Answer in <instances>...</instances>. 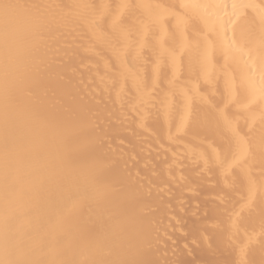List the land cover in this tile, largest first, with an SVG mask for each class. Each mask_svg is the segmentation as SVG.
<instances>
[{
	"label": "bare ground",
	"instance_id": "bare-ground-1",
	"mask_svg": "<svg viewBox=\"0 0 264 264\" xmlns=\"http://www.w3.org/2000/svg\"><path fill=\"white\" fill-rule=\"evenodd\" d=\"M10 2L40 5L49 21L43 43L33 47L22 14L20 43L31 51L21 54L12 73L23 77L31 92L13 85L5 101L0 53V221L10 218L16 257L33 264L133 258L153 264H264V99L258 58L254 62L245 49L227 65L219 54L205 62L203 33L217 46L225 33L219 22L214 32L205 27L203 8H189L181 30L165 16L145 31L141 22L148 20L147 8L129 9L119 27H112L120 4L164 10L182 2L227 3L230 13L232 0ZM242 2L256 5L245 10V19L258 41L264 0ZM101 5L110 7L97 33L91 25L95 9L86 6ZM219 15L227 22L223 8ZM127 30L133 33L131 49L140 48L141 55L114 52L121 46L120 32ZM172 50L176 72L170 90ZM126 68L151 91L146 104H138L137 83L122 78ZM231 80L241 99L254 97L248 110L229 103ZM187 95L194 98L191 105ZM220 109L238 136L225 127ZM182 122L185 131L169 140V131L176 133ZM239 147L247 148L242 167L226 170L217 162V156L225 165L231 162ZM249 178L256 183L254 195ZM94 188L107 189L102 200L89 195L77 210L68 207L69 190L91 193ZM145 245L150 248L141 255Z\"/></svg>",
	"mask_w": 264,
	"mask_h": 264
},
{
	"label": "snow or ice",
	"instance_id": "snow-or-ice-1",
	"mask_svg": "<svg viewBox=\"0 0 264 264\" xmlns=\"http://www.w3.org/2000/svg\"><path fill=\"white\" fill-rule=\"evenodd\" d=\"M40 5H25L22 3H12L10 0H0V53H2V67H3V90L5 101L8 99V92L11 86H16L22 91L31 92V87L29 83L20 76H14L12 73L13 65L17 62L22 53H28L31 49H22L21 47V30L20 23L23 14V19L26 20L28 25V33L31 38V44L33 47H39L43 43V38L45 35V29L48 26V19L43 12H41ZM93 7L95 11L93 12V18L91 20V25L97 33H101L103 29V24L107 17L105 11L106 8L110 6H86ZM197 7L203 8L205 10V17H202L206 28H210L211 31H215V24L219 22L224 26V39L221 41L220 45L217 46L215 41L209 39L208 32L203 33V38L207 42V48L202 53V59L206 62L210 56H215L217 54L222 55L225 59V64L229 59L232 58L235 52H244L247 50V55L254 62L258 58L259 66L261 70V98L264 99V5L260 7L259 15V40L254 39L252 30L246 24V9L255 8L256 5L252 3H244L242 0H232L231 12H228L229 5L227 3L221 4H203V5H192L188 2H182L178 5L167 6L164 10H161L160 5H130V4H120L117 6L118 11L112 13V27L117 29L122 23L123 15L129 9L132 8H147L150 10L149 17L147 21L141 22V27L146 31L151 25L160 24L165 16L172 17L177 22V29H185L188 23L186 12L189 8ZM223 8L224 15L228 17L227 22L224 21L223 17L219 15V10ZM212 9L213 12L209 13L208 10ZM215 15V21L209 24L210 18ZM231 31L232 39L229 41L227 39V33ZM139 34V30H137ZM133 33L131 30L120 32V42L121 46L114 48V52L119 56L122 53L126 54L129 50L135 51L136 55H141V49L135 48L131 49L130 42L132 41ZM169 59L173 65V77L169 81L170 90L175 88V72H176V53L174 50L168 52ZM153 74L158 79L161 74L160 63L157 62L153 68ZM122 78L126 81L132 80L137 83V88L140 91V96L138 98V104H146L148 98L151 96V91L146 87L143 82L140 81V77L137 73L131 71L130 69H125L121 73ZM229 103L237 104L242 110H248L249 106L254 102V97H248L243 100L238 95V90L234 80L229 81ZM251 86V84H250ZM120 91H117V95H120ZM174 94V93H173ZM193 97L190 95L186 96V102L191 105L193 102ZM165 106L168 105V97H165L163 102ZM139 111V109H138ZM7 116V113H5ZM219 117L223 120L225 127L229 128L234 136H238V129L233 126L232 121L229 120L223 109L219 110ZM144 116L140 115V126L143 127ZM185 131V122H182L176 129V133L169 131L168 139L174 140L177 136ZM247 159V148L239 147L237 154L234 156L231 162L226 165L224 162L216 157L218 163H221L226 170H230L234 167H242L245 160ZM210 161H206L209 163ZM67 198L68 207L75 211L80 206V199L85 196L91 195L92 198L96 200H102L107 194V189H93L91 193H71ZM256 191V183L254 180L249 178V192L254 195ZM260 192L264 195V179L260 183ZM9 192L6 191V199L8 198ZM251 204V199L249 200ZM71 213H69L70 219ZM4 225V229L0 232V264H33L31 261L20 259L15 255V245L12 241L11 235L8 230V225L10 223V218L5 215L0 221ZM115 228H119V224L114 225ZM230 227L232 229L236 228L235 219L232 220ZM264 231V230H262ZM205 239H207L205 237ZM227 239L231 241V233L228 235ZM150 245H145L141 250L140 254L144 255L149 250ZM246 248V246H245ZM245 248H241V255L245 254ZM61 264H90L89 261L84 260L80 262H61ZM91 264H96V262H91ZM101 264H153L152 261L144 258H133L124 259L111 262H101ZM240 264H246L245 261L241 260Z\"/></svg>",
	"mask_w": 264,
	"mask_h": 264
}]
</instances>
